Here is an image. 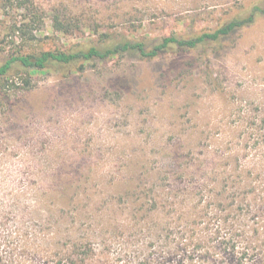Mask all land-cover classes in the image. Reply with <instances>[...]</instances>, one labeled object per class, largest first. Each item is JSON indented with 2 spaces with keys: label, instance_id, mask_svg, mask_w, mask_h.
Here are the masks:
<instances>
[{
  "label": "rangeland",
  "instance_id": "374dc122",
  "mask_svg": "<svg viewBox=\"0 0 264 264\" xmlns=\"http://www.w3.org/2000/svg\"><path fill=\"white\" fill-rule=\"evenodd\" d=\"M254 6L264 0H0V66L124 39L149 50ZM0 211L109 256H134L185 226L204 264L227 255L219 241L235 244L230 264H264V13L219 41L153 58L13 63L0 74Z\"/></svg>",
  "mask_w": 264,
  "mask_h": 264
},
{
  "label": "trees",
  "instance_id": "16d2710c",
  "mask_svg": "<svg viewBox=\"0 0 264 264\" xmlns=\"http://www.w3.org/2000/svg\"><path fill=\"white\" fill-rule=\"evenodd\" d=\"M258 13H264V7L254 6L246 17L233 18L212 32H204L190 38L165 36L159 44L149 50L142 42L124 39L107 48L90 46L87 49L70 52L47 50L11 55L0 66V74L7 72L13 63L41 70L50 65H69L79 59L84 61L94 58L106 59L130 50H134L142 57L153 58L169 47L192 49L209 41H219L236 29L245 27L254 21ZM23 25L17 27L16 31H22ZM52 27L59 32H67L58 17L54 18ZM29 214L30 217L38 215L37 211ZM46 214L50 219L55 215L59 216L55 209L46 210ZM36 223L28 225L19 219L12 225L4 211H0V264H204V259L201 256L197 257L194 249H188L190 246L187 236L190 229L185 226L178 227L177 230L168 228L166 233L146 241L145 245L138 246L134 250V256L123 251L109 256L107 251L100 250L99 243L95 245L90 239L64 243L57 237V227L53 225L51 229L46 230L42 227L43 223ZM223 245V241H219V249L224 247L227 255H221L219 263L230 264L235 244ZM105 248H110V245L102 249Z\"/></svg>",
  "mask_w": 264,
  "mask_h": 264
}]
</instances>
